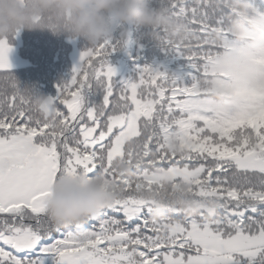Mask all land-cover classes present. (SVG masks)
Listing matches in <instances>:
<instances>
[{
	"label": "snow or ice",
	"instance_id": "obj_1",
	"mask_svg": "<svg viewBox=\"0 0 264 264\" xmlns=\"http://www.w3.org/2000/svg\"><path fill=\"white\" fill-rule=\"evenodd\" d=\"M155 3L183 21V37L161 32L158 47L184 70L145 64L117 81L109 57L132 43L118 33L81 51L43 116L0 39V264H264V83L215 70L223 52L264 81V48L230 37L232 0ZM97 174L112 202L53 229L56 179Z\"/></svg>",
	"mask_w": 264,
	"mask_h": 264
},
{
	"label": "clouds",
	"instance_id": "obj_2",
	"mask_svg": "<svg viewBox=\"0 0 264 264\" xmlns=\"http://www.w3.org/2000/svg\"><path fill=\"white\" fill-rule=\"evenodd\" d=\"M234 14L226 24L230 37L250 49L264 48V12L250 0H232ZM129 28L143 30L140 35L159 41L161 32L178 40L184 35L183 21L168 14L166 6H152V0H0V39L10 40L24 30L48 31L66 40H82L94 47ZM221 42L219 36L216 37ZM216 71L224 70L245 80L249 87L260 86L259 68L251 62L236 64L223 52L216 62ZM40 115L47 97L25 88ZM214 100L226 103V94H215ZM121 170L123 167L118 165ZM116 193L103 186V177L91 179L79 175L58 177L45 201L47 219L53 229L83 225L88 218L107 207ZM189 212L197 211L195 206Z\"/></svg>",
	"mask_w": 264,
	"mask_h": 264
},
{
	"label": "trees",
	"instance_id": "obj_3",
	"mask_svg": "<svg viewBox=\"0 0 264 264\" xmlns=\"http://www.w3.org/2000/svg\"><path fill=\"white\" fill-rule=\"evenodd\" d=\"M250 2L259 11L264 12V7L260 6L262 0H250ZM156 5L155 0H152V6ZM142 31V29L129 28L132 43L127 48L115 51L109 57L110 63L117 70L114 79L117 81L134 79L137 66L145 64L154 68L163 66L173 72L184 70L183 60L165 54L158 47L157 41L142 37L140 35ZM10 45H16L17 54L25 59L26 63L10 67L8 72L15 77L21 88H28L35 94L47 98H54L58 86L71 79L72 69L79 62L80 53L87 47L82 40L69 41L62 36L57 37L48 31L39 30L21 31L10 39ZM74 50L75 61L72 59ZM4 75L3 70H0V91L9 87L3 81ZM44 264H53L52 258L50 256L45 258Z\"/></svg>",
	"mask_w": 264,
	"mask_h": 264
},
{
	"label": "rangeland",
	"instance_id": "obj_4",
	"mask_svg": "<svg viewBox=\"0 0 264 264\" xmlns=\"http://www.w3.org/2000/svg\"><path fill=\"white\" fill-rule=\"evenodd\" d=\"M11 49L12 50L10 51L9 56H8L11 67L20 66V65L25 64L26 60L17 54L16 45H11ZM75 58H76V54L74 50L72 53L73 61H75Z\"/></svg>",
	"mask_w": 264,
	"mask_h": 264
}]
</instances>
